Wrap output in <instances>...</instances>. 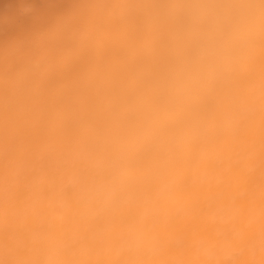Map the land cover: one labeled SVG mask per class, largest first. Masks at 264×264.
<instances>
[{
  "label": "clouds",
  "instance_id": "9594fccd",
  "mask_svg": "<svg viewBox=\"0 0 264 264\" xmlns=\"http://www.w3.org/2000/svg\"><path fill=\"white\" fill-rule=\"evenodd\" d=\"M0 264H264V0H0Z\"/></svg>",
  "mask_w": 264,
  "mask_h": 264
}]
</instances>
